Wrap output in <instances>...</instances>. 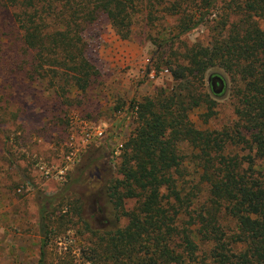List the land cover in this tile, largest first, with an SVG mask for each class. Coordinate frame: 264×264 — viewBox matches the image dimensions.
Returning <instances> with one entry per match:
<instances>
[{
  "label": "trees",
  "instance_id": "obj_1",
  "mask_svg": "<svg viewBox=\"0 0 264 264\" xmlns=\"http://www.w3.org/2000/svg\"><path fill=\"white\" fill-rule=\"evenodd\" d=\"M205 2L214 5L213 0H0V82H48L59 97L86 95L100 77L90 55L92 28L106 21L121 39L134 40L139 30L146 35L172 15L182 36L208 20ZM237 7L245 19L217 25L210 44H196L168 64L176 82L171 89L134 102L137 126L116 166L120 177L99 169L78 180L90 190L87 196L100 192L118 225L96 228L78 206L75 216L88 237L77 258L58 247L69 215L67 196H40L37 264H264V26L254 21L264 23V0L239 1ZM175 39L163 40L154 59ZM216 67L230 78L234 121L221 129L198 128L192 113L205 107L208 119L214 116V102L202 87ZM4 97L2 110L8 104ZM183 148L192 152L194 177L183 172ZM103 166L112 171V164ZM202 244L210 247L203 256Z\"/></svg>",
  "mask_w": 264,
  "mask_h": 264
},
{
  "label": "rangeland",
  "instance_id": "obj_2",
  "mask_svg": "<svg viewBox=\"0 0 264 264\" xmlns=\"http://www.w3.org/2000/svg\"><path fill=\"white\" fill-rule=\"evenodd\" d=\"M239 1L243 0H213V7L203 3L208 20L182 36L176 27L179 21L172 15L165 16L159 28L146 35L139 30L134 40L121 39L102 21L87 33L94 42L90 55L100 77L86 95L74 92L59 97L49 89L48 82L36 85L14 78L6 86L0 82V95L8 100L7 109H0V264L38 263L40 196H67L64 204L69 215L62 223L58 247L63 252L73 251L77 258L88 237L75 216L78 206H84L85 220L96 228L118 225L100 192L87 196L85 191L90 190L78 180L99 169L106 176L113 173L120 177L116 166L137 126L134 102L153 97L160 89H171L176 82L167 70L168 64L182 60L196 44H210L217 25L231 27L245 19L237 7ZM254 21L264 26L259 18ZM173 37L176 39L163 50L162 57L157 56L150 65L159 44ZM218 76L224 80L223 89ZM212 79L216 80L215 89ZM230 88V78L223 70L216 67L207 72L202 91L214 102L215 111L209 119L210 111L205 107L192 113L196 127L221 129L234 121ZM98 130L104 132L102 139L95 134ZM89 132L93 135L87 141ZM182 155L184 174L194 177L192 152L183 148ZM93 160L97 163L89 166ZM105 163L112 164L111 172L104 170ZM56 204L61 206L60 202ZM126 224V220L121 222ZM202 245L201 256L210 249Z\"/></svg>",
  "mask_w": 264,
  "mask_h": 264
},
{
  "label": "water",
  "instance_id": "obj_3",
  "mask_svg": "<svg viewBox=\"0 0 264 264\" xmlns=\"http://www.w3.org/2000/svg\"><path fill=\"white\" fill-rule=\"evenodd\" d=\"M163 45H165V43H163V44L158 48L157 53L160 52V50L162 49ZM154 57H155V55L151 58V60H150V65L153 64V62H154ZM147 72L150 73V69H148ZM217 80H218V82L221 84V87H222V89H223V88H224V80H223L221 77H219V76L217 77Z\"/></svg>",
  "mask_w": 264,
  "mask_h": 264
},
{
  "label": "built area",
  "instance_id": "obj_4",
  "mask_svg": "<svg viewBox=\"0 0 264 264\" xmlns=\"http://www.w3.org/2000/svg\"><path fill=\"white\" fill-rule=\"evenodd\" d=\"M95 134L98 139H102L104 137V132L102 130H98L97 132H95ZM92 135L93 134L90 132L86 134L87 141L92 139Z\"/></svg>",
  "mask_w": 264,
  "mask_h": 264
},
{
  "label": "flooded vegetation",
  "instance_id": "obj_5",
  "mask_svg": "<svg viewBox=\"0 0 264 264\" xmlns=\"http://www.w3.org/2000/svg\"><path fill=\"white\" fill-rule=\"evenodd\" d=\"M211 85H212V88L215 89V87H216V80L212 79L211 80Z\"/></svg>",
  "mask_w": 264,
  "mask_h": 264
}]
</instances>
